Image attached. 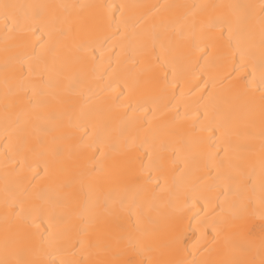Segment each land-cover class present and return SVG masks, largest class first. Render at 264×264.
I'll return each mask as SVG.
<instances>
[{
  "label": "bare ground",
  "instance_id": "6f19581e",
  "mask_svg": "<svg viewBox=\"0 0 264 264\" xmlns=\"http://www.w3.org/2000/svg\"><path fill=\"white\" fill-rule=\"evenodd\" d=\"M3 2L84 7L25 9L42 13L36 34L27 30L22 19L16 32L6 39L0 24V261L47 264L52 259L56 264H106L128 244L127 238H106L104 223L90 226L82 219L94 196L87 181L81 183L79 173L87 165L85 157L95 148L80 146L64 158L66 178L73 182L72 196L67 200L49 178L32 183L39 168L33 171L27 164L19 168L15 163L18 156L6 136L15 142L17 116L41 112L27 102L29 98L46 99L52 102L51 107H59L51 95L56 91L68 102L65 110L74 105L77 115L81 110L85 113L81 123L94 126L85 143L99 137L105 174H119V179L103 184L102 194L117 206L125 200L133 213L137 210L134 202L142 205L144 227H153L147 223L148 217L158 218L148 205L151 192L144 193V189H155L158 181L161 190L155 204L161 213L172 212L175 205L186 217L196 212L203 215L202 210L211 211L216 197L231 199L237 193L251 201L247 222L259 232L264 223L259 218L264 201V102L259 92L264 73V16L260 7L264 0H0ZM104 5L112 7L109 10ZM201 5L219 7H194ZM53 13L82 19L91 29L87 37L75 31L59 37L67 62L55 66L32 55L34 49L40 51L41 40H48ZM217 20L230 24L231 32L227 27H209ZM238 42L243 57L237 50ZM206 51L211 53L207 64ZM215 120L228 122L234 145L229 155L241 164L222 170L218 179H213L215 170L209 174L206 166L207 146L197 143L206 137H211L210 143H222L220 131L211 127ZM205 128L209 130L203 131ZM73 131L71 143L79 145L83 133ZM195 153L200 155L193 159ZM214 184L217 187L213 188ZM41 191L46 193L43 200L37 198ZM21 204L25 214L43 207L55 217L47 233V218L38 230L44 234L43 249L35 239L13 230L17 222L13 212H18ZM186 238L187 248L197 259L227 264L246 258L241 251V228L223 230L209 250L201 251L203 242L193 249L200 233L196 221L191 220ZM107 244L113 245L112 250H106ZM164 252L156 248L135 258H181L162 255Z\"/></svg>",
  "mask_w": 264,
  "mask_h": 264
},
{
  "label": "snow or ice",
  "instance_id": "6c2138e0",
  "mask_svg": "<svg viewBox=\"0 0 264 264\" xmlns=\"http://www.w3.org/2000/svg\"><path fill=\"white\" fill-rule=\"evenodd\" d=\"M45 7L51 8H83V5H60V6H40V5H19L14 3L3 2L0 3V24L3 25L6 39L8 34L16 32L18 26L23 19L27 23V30L36 34L40 31V11L29 13L25 9H42ZM107 9H111V5H104ZM124 5H121L122 9ZM199 8H216V5H201L194 6ZM228 7L237 9H250L251 5H230ZM262 9V16H264V2L260 5ZM209 27L223 28L227 27L231 32V25L223 21L217 20L209 24ZM75 31L78 36L87 37L90 34V26L82 19H72L70 14L64 15L62 18L52 14V25L48 30V40L40 42V51L35 49L32 55L42 59L45 64L49 61L53 66L58 63H66V53L62 51V44L59 37H66ZM237 50L241 57L245 55L240 48L239 42ZM204 56L208 59L205 63L211 62V53L205 52ZM261 67L264 68V60H262ZM261 87L259 92L261 100L264 102V73L261 75ZM215 88V85H212ZM44 95V94H42ZM53 101L56 106L51 107L52 102L36 98L28 99V103L33 108H40L41 112L35 116L30 113H21L16 118V126L18 135L15 142L6 136L8 144L15 147L18 159L15 163L19 168H23L26 164L30 170L39 168L35 172L32 183L37 180L49 178L55 183L57 189L64 193L63 200H67L72 196L73 182L66 178L67 168L64 166V158L72 156L75 148L86 146L89 149H96L91 155L85 157L87 165L83 171L79 173L81 183L87 181L90 191H92L94 198L90 205L86 208L85 213L82 214V219L87 225H95L97 223H104V235L108 239L127 238V247L119 249L115 252V258L106 264H213L204 260L197 259L187 248L189 240L186 238L187 229L191 226V220H195L197 228L200 233V238L193 245V249L197 248L203 242L201 251L209 250L219 239L221 232L225 229L241 228L243 229L244 243L241 246V251L245 255V259H237L227 262V264H264V223H261L259 232L256 231L254 225L247 222L252 207L251 201L245 200L242 195L234 193L235 198L225 197L221 200L216 197V203L211 206V211L196 212L191 217H186L183 214V209L172 205L173 211L170 213H161L159 207L155 204V199L158 191H160L159 182H156L155 189H148L145 187L144 193L151 192L152 200L148 202L149 208L157 212L158 218L153 219L148 217L147 223L153 225L152 228L144 227L145 215L142 205L134 202L133 207L137 210L133 213L131 208L125 200L117 202L111 200L109 197L102 194L101 188L104 183L119 179V174L112 176L106 175L104 153L99 149L97 141L91 144L85 143V138L91 136L90 128L94 130L91 124L85 125L81 121L85 117V113L81 110L79 115L76 114L74 105L70 109L65 110L63 106L68 102L63 99V94L59 91L51 93ZM212 97V93H209ZM8 105H6V110ZM51 109V110H49ZM207 117V112L204 113ZM59 122V123H58ZM221 133L222 143L216 145L210 143L211 137L200 138L197 143L206 145L207 151V167L209 174L215 170L216 176L213 179H218L222 170L227 171L241 166L240 162L230 157L229 153L233 151L234 145L232 141V133L229 131L228 122L226 120H215L211 125ZM80 131L83 135L80 137V144L73 145L71 141L74 138V131ZM205 128L203 131H208ZM56 132V135L52 133ZM64 141V143H61ZM264 148V145H262ZM147 155V154H146ZM200 153H195L193 159H196ZM29 160L32 162L29 163ZM153 161L151 157L148 159V167H151ZM79 167V165H75ZM151 180V177H149ZM213 188L217 185H212ZM227 187V185H225ZM45 191L37 194L38 199H45ZM62 202V201H61ZM211 205V201H206ZM132 215H135V221L132 220ZM13 216L17 221L13 225V230L17 234H23L29 238L35 239L41 249L45 246L44 234L38 230L40 225L47 218L49 223L44 229L47 233L48 229L53 227L52 220L54 215H50L49 211L43 207H37L30 213L25 214L24 208L21 204L18 212H13ZM111 217L109 221H105V217ZM259 218L264 221V201H261ZM39 221V223H38ZM187 222V223H186ZM35 228L36 232H30L29 229ZM83 246V241H81ZM118 247V244H117ZM113 245L107 244L106 250H112ZM156 248L165 250L163 254L179 255L181 258L173 259H137L136 256H142L145 252L151 253ZM257 256L259 259H257ZM191 257V258H189ZM0 264H22L17 260L11 262L8 260L0 261ZM47 264H56L55 260L49 259ZM61 264H79L76 261H64Z\"/></svg>",
  "mask_w": 264,
  "mask_h": 264
}]
</instances>
